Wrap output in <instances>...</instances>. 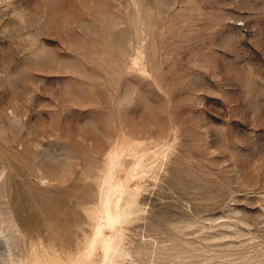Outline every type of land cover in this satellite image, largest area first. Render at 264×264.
I'll return each instance as SVG.
<instances>
[{"label": "rangeland", "instance_id": "374dc122", "mask_svg": "<svg viewBox=\"0 0 264 264\" xmlns=\"http://www.w3.org/2000/svg\"><path fill=\"white\" fill-rule=\"evenodd\" d=\"M0 264H264V0H0Z\"/></svg>", "mask_w": 264, "mask_h": 264}]
</instances>
